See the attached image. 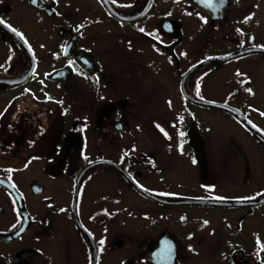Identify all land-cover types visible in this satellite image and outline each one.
<instances>
[{"label": "flooded vegetation", "instance_id": "af4514ba", "mask_svg": "<svg viewBox=\"0 0 264 264\" xmlns=\"http://www.w3.org/2000/svg\"><path fill=\"white\" fill-rule=\"evenodd\" d=\"M145 2L0 0V264H264V0Z\"/></svg>", "mask_w": 264, "mask_h": 264}, {"label": "water", "instance_id": "95a60500", "mask_svg": "<svg viewBox=\"0 0 264 264\" xmlns=\"http://www.w3.org/2000/svg\"><path fill=\"white\" fill-rule=\"evenodd\" d=\"M148 2H149V0H146L145 5L138 12H135V14L132 15V17H136V16L140 15L142 13V11L147 7ZM196 64L197 63L193 64L192 67L195 66ZM188 70H189V68H188ZM192 99L195 102L208 103V104L216 105V106H218L220 108L226 109V110L230 111L231 113H234L235 116L238 117L245 125H248V126H251L252 127V124L248 120H246L243 116H241L240 113L235 112V110H233L231 107H228V106H225V105L219 104V103H212V102H206V101L198 100L196 98H192ZM190 135H191L192 140H191V142L190 141L189 142L193 146V150H194L195 149V142H194L195 134L194 133H190ZM98 162H100V161H92V162H89V163L83 165L80 168V170L78 171L77 175H76L75 184L77 183V181L79 180V178L81 177V175L83 174V172H84L85 169H87L92 164L98 163ZM183 201H185V200H183ZM194 201L196 203H200V204H211V205H230V204L236 203V201H234V200H223V199H196ZM170 202H172V203H179V202H181V200H175V201H170ZM19 210H20V212L22 210L25 216H24V218H23L20 226L14 232H12L11 234H9L8 236L5 237L7 239L8 238H11V237H13V236H15V235H17L19 233H21V231L24 228V225L27 222V215H26V212H25L24 208L23 207H19Z\"/></svg>", "mask_w": 264, "mask_h": 264}, {"label": "snow or ice", "instance_id": "6c2138e0", "mask_svg": "<svg viewBox=\"0 0 264 264\" xmlns=\"http://www.w3.org/2000/svg\"><path fill=\"white\" fill-rule=\"evenodd\" d=\"M32 2H33V4H35V3L37 2V0H32ZM113 2H114V0H113ZM250 18H251V17H247L246 20H247V19H250ZM3 23H4V21H3V20H0V24H3ZM11 30H12L14 33H16V35L19 36L21 40H23V36H22V34L16 32V29L12 28ZM140 31L143 32L144 29L141 28ZM24 43H27V41L25 40ZM65 51H66V49H65ZM68 63H69V65H71V64H73V61L69 60ZM238 74H239V73H238ZM247 91L251 92L252 90L249 88V89H247ZM197 94H199V85H197ZM262 115H264V113H262ZM157 127H159V125H157ZM252 127H255V125H252ZM160 130H161L162 132L164 131L162 128H161ZM165 135L167 136V133H165ZM183 135H184V133L181 132V133H180V136L183 137ZM181 147H182V145H181ZM194 162H195V161H194ZM9 179H11L10 176H9ZM216 199H222V198L217 197ZM61 211H63V209H61ZM204 223L207 224L208 222L205 221ZM104 243H105L104 240H100V241H99V244H100L101 248H102V246L104 245ZM257 243H258V245H260L261 249L264 250V244H261V242H260L259 240H257Z\"/></svg>", "mask_w": 264, "mask_h": 264}, {"label": "rangeland", "instance_id": "374dc122", "mask_svg": "<svg viewBox=\"0 0 264 264\" xmlns=\"http://www.w3.org/2000/svg\"><path fill=\"white\" fill-rule=\"evenodd\" d=\"M136 105V102L135 101H132L131 102V104H130V109L129 110H132L134 113H135V111H134V106ZM131 118H133L132 120L134 121V122H136V117L135 116H133V115H131L130 116ZM222 117H224L223 115H222ZM221 119V117L220 116H215V119ZM225 118V117H224ZM65 144L62 146V151L64 150H66L67 149V147H68V145L67 146H65Z\"/></svg>", "mask_w": 264, "mask_h": 264}]
</instances>
